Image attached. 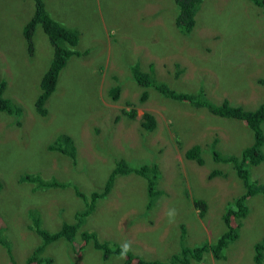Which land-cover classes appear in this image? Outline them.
<instances>
[{"label": "rangeland", "instance_id": "rangeland-1", "mask_svg": "<svg viewBox=\"0 0 264 264\" xmlns=\"http://www.w3.org/2000/svg\"><path fill=\"white\" fill-rule=\"evenodd\" d=\"M42 2L52 20L77 33L74 50L79 55L71 56L59 72L44 103L46 116L40 117L33 104L49 64V42L37 25L28 52L21 30L32 14V1L0 0L3 97L21 109L18 114L0 112V264H25L39 244L30 229L32 216L48 232L75 226V213L101 192L119 158L131 167L156 165L160 197L146 209L144 180L133 174L114 177L109 192L94 200L71 238L45 247L43 256L50 264H123L121 254L102 259L90 243H83L81 232L93 233L121 252L130 241L126 255L144 261L167 262L180 245L213 243L225 230L221 216L236 211L244 194L234 168L218 161L238 157L253 135L243 122L213 115L204 103L219 106L225 101L253 111L264 100L262 9L251 0H203L190 32L182 33L173 25L176 7L171 0ZM135 63L142 71L152 66L160 84L194 101L164 98L137 86L128 71ZM113 86L120 89L115 100L107 94ZM144 91L147 97L140 101ZM131 108L133 119L126 116ZM143 113L154 117L152 131L140 128ZM260 129L264 151V120ZM58 133L73 140L74 162L46 148ZM192 146L199 148L202 165L184 158ZM247 169L264 189V161ZM215 171L218 175H211ZM36 172L44 180L66 184L34 190L19 179ZM194 201L204 205L202 217ZM262 203L256 193L247 198L244 218H231L234 228L239 221L241 226L219 259L204 254L190 264H253L252 248L264 237ZM170 209L175 210L171 218Z\"/></svg>", "mask_w": 264, "mask_h": 264}, {"label": "trees", "instance_id": "trees-1", "mask_svg": "<svg viewBox=\"0 0 264 264\" xmlns=\"http://www.w3.org/2000/svg\"><path fill=\"white\" fill-rule=\"evenodd\" d=\"M33 3L32 14L28 21L24 24L21 30V37L24 45L28 52H32L33 43L32 36L34 33L35 26H39L42 33L46 36L49 42L50 59L47 69L43 72L38 83V94L34 100L35 113L40 117L46 116V110L44 103L47 98L54 90V87L58 80V75L61 69L65 66L67 60L71 56H78L79 52L74 50L78 35L72 30L68 29L56 21L52 20L47 14L42 0H31ZM176 7V13L173 18V25L175 29L182 33H189L192 26L194 25L193 16L197 11L199 5L203 0H171ZM255 5L260 7L264 12V0H251ZM129 75L133 82L143 88L151 89L158 94L173 100L187 101L192 103L194 101L193 96L184 93H175L173 90L168 89L167 86L160 84L153 77L152 66L147 67V71H142L138 64H132L128 67ZM5 83L0 81V112L10 115L12 113L18 114L20 108L15 104H11L7 99L3 97ZM119 87H111L107 94L111 100H115L119 94ZM147 97L146 92H142L140 101H144ZM205 107L213 115L234 119L245 125L249 130L252 131L253 142L252 144L244 148L238 157L222 158L221 163L227 162L230 164L236 173V176L243 181L244 194L242 197L237 199L236 211H227L221 216V221L225 227V230L220 234L213 243H202L199 246L186 247L180 245L179 251L176 254L170 256L167 262L157 261H144L133 257L131 255H125L123 264H190L191 262L198 263L204 254H209L212 259L216 260L222 256L223 250L227 244L234 241L237 237L236 228H240L241 221L237 223L234 228L231 224V218L238 221L243 219L245 214L248 212L246 206L247 198L258 193L261 194L262 204L264 205V189L258 187L256 182L251 179L248 172V167L257 166L259 163L264 161V151L260 150L263 144V134L261 132V125L264 120V100L259 106L253 110H244L239 106L231 107L228 103L223 101L219 106H212L204 103ZM126 116L130 119L135 117V111L129 109ZM154 117L149 113H143L139 126L142 130L147 132L152 131L155 127ZM49 151H54L62 156H67L71 162H74L76 156V149L73 140L66 134L58 133L51 143L46 147ZM184 158L187 160L194 161L197 165H202V159L200 157V151L197 146H192L187 149L184 154ZM213 157L216 158L217 154L214 152ZM218 171L212 172L211 175H218ZM133 174L142 178L145 182V194L147 202L145 204L146 209H150L155 204V201L160 197L161 193L156 189V183L159 178V172L157 166L152 165H141L137 167L129 166L123 159H116L114 167L108 174L100 193H93L90 201H85V207L83 210L78 211L74 215L75 226L63 225V228L55 232H48L42 228L38 218L34 215L31 217L30 229L39 237L40 243L35 246L28 256L25 258V264H50L51 259L43 256L45 247L59 239L67 240L70 239L75 227L77 228L83 218L88 216L93 208V202L97 198H102L109 192L113 185L114 177L126 176ZM23 182L31 184L34 190L51 189L64 187L66 183H58L53 180H44L39 176V173H29L24 177H20ZM1 188V184H0ZM75 195L82 201L85 200V196L74 190ZM193 204L199 209L200 217L204 214V205L200 201H194ZM181 236L179 238L180 243L183 241V229H181ZM83 243H90L92 248L101 253L102 259L108 258L110 255L121 254V249L115 245L107 242H99L93 233L81 232L79 234ZM3 243V242H1ZM112 246V247H111ZM253 264H261V257L264 252V237L255 244L252 248Z\"/></svg>", "mask_w": 264, "mask_h": 264}, {"label": "clouds", "instance_id": "clouds-1", "mask_svg": "<svg viewBox=\"0 0 264 264\" xmlns=\"http://www.w3.org/2000/svg\"><path fill=\"white\" fill-rule=\"evenodd\" d=\"M167 215L171 218V217H174L175 215V210L174 209H170L168 212H167ZM40 243V242H39ZM122 252H121V257H123L124 255L127 254L128 251L131 250V242L130 241H125L122 246Z\"/></svg>", "mask_w": 264, "mask_h": 264}]
</instances>
